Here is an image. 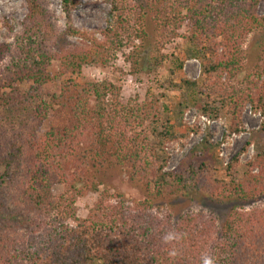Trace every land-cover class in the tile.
Listing matches in <instances>:
<instances>
[{"label": "trees", "instance_id": "obj_1", "mask_svg": "<svg viewBox=\"0 0 264 264\" xmlns=\"http://www.w3.org/2000/svg\"><path fill=\"white\" fill-rule=\"evenodd\" d=\"M261 1L109 0L103 39L84 46L67 41L83 36L73 20L80 0H62L65 28L46 0H25L20 30L7 23L14 40L0 44V264H200L204 254L216 264H264V151L242 176L226 173V180L212 181L204 163L168 170L167 144L185 127L177 123L186 108L182 101L162 103L161 97L170 101L167 93L125 99L112 81L74 77L86 64L106 65L125 49L128 61L140 67L151 33L152 58L161 65L165 56L157 55L186 25L185 55L176 57L177 67L199 58L202 80L171 79L168 88H187L192 104L210 115H228L236 131L251 104L262 112L264 132V56L252 73L243 67L249 35L264 32ZM54 60L66 78L46 98ZM109 168L139 181L145 196L110 200L98 181ZM56 184L62 192L54 193ZM90 191L100 196L81 217L77 200ZM189 191L240 206L231 207L220 224L213 212L176 217L155 202ZM170 231L182 238L165 243ZM173 248L177 255L170 257Z\"/></svg>", "mask_w": 264, "mask_h": 264}, {"label": "rangeland", "instance_id": "obj_2", "mask_svg": "<svg viewBox=\"0 0 264 264\" xmlns=\"http://www.w3.org/2000/svg\"><path fill=\"white\" fill-rule=\"evenodd\" d=\"M46 1L49 9L55 14L58 24L65 28L62 0ZM80 1L82 5L74 13L73 20L83 36L68 37L67 41L85 46L92 43L94 39H103L101 30L106 27L110 17L111 5L109 0ZM259 10L264 13V0L261 1ZM26 14L25 0H0V44L14 40L9 26L13 27L14 31H19ZM188 34L186 25H183L178 34L164 45L161 53L157 55L158 58L161 54L165 56L161 65L156 66V61L152 58V47L156 34L151 33L146 42V50L142 53L140 67H135L128 61L127 56L130 49H125L118 52L116 58L106 65L86 64L74 77L79 81L104 79L112 81L121 88V95L125 99L135 97L143 100L146 97L151 98L167 93L171 97L170 101L161 97L162 103H170L173 106V103L182 101L186 108L182 119H178L177 123L185 127H181L183 131H179L182 137L167 144L170 158L166 169L186 171L191 165L196 168L204 163L211 168L212 181L226 180L228 177L226 173H230V177L242 176L247 169V163L253 160L259 152L264 151V132L260 130L263 116L260 122L248 110L249 107L253 111H259V109L248 104L242 112V123L239 130H232L233 119L224 113L210 115L203 112L199 106L192 104L193 96L187 88L184 87L181 91L168 88V81L171 79L175 82H180L182 77L198 82L202 80L199 58H187L181 69L177 67L176 57L185 55V37ZM262 56H264V32L252 33L243 46L244 73H252ZM59 68L60 63L57 60H54L49 67L53 79L44 84L46 98L59 92L60 83L66 78L60 75ZM224 81L226 82V79L223 78ZM234 83L232 80L231 84ZM205 97L202 95L203 100ZM172 120L175 122V117ZM48 125L49 122H46L37 134H41ZM177 129L180 127L177 126ZM234 132L242 134L231 140L230 137ZM232 162L233 167L227 172L226 168ZM98 177L101 183L100 192L109 191L112 201L118 200L119 194L131 199H140L145 196L143 185L139 181L129 180L126 173L122 171L109 168ZM63 189L62 184H56L53 187L54 193H60ZM99 196V192L90 191L85 196L79 197L77 200L79 216L86 217L88 209L93 206ZM155 202L162 209L171 211L176 217L185 211L202 209L213 212L220 224L227 218L231 207L240 206V203L235 200L222 199L220 201L204 191L181 192L167 199H157Z\"/></svg>", "mask_w": 264, "mask_h": 264}, {"label": "clouds", "instance_id": "obj_3", "mask_svg": "<svg viewBox=\"0 0 264 264\" xmlns=\"http://www.w3.org/2000/svg\"><path fill=\"white\" fill-rule=\"evenodd\" d=\"M181 233H176L173 231H170L166 233L163 237V240L165 243H172L174 241H179L182 238ZM177 255L176 250L173 248L171 251H169V256L174 257ZM200 264H216L215 258L210 254H204L201 256Z\"/></svg>", "mask_w": 264, "mask_h": 264}, {"label": "built area", "instance_id": "obj_4", "mask_svg": "<svg viewBox=\"0 0 264 264\" xmlns=\"http://www.w3.org/2000/svg\"><path fill=\"white\" fill-rule=\"evenodd\" d=\"M248 110H249V113H251L254 117H257L260 120V122L262 121V114H261L260 111H253V109L251 107H249ZM240 134H242V133H236V132H234V133H232L230 139L233 140L235 137H237V136L239 137ZM252 150L253 149H251V151Z\"/></svg>", "mask_w": 264, "mask_h": 264}]
</instances>
